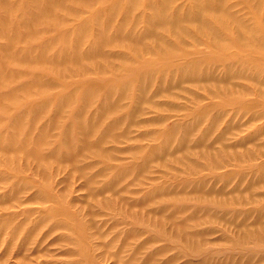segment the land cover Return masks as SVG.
Here are the masks:
<instances>
[{
    "label": "rangeland",
    "instance_id": "rangeland-1",
    "mask_svg": "<svg viewBox=\"0 0 264 264\" xmlns=\"http://www.w3.org/2000/svg\"><path fill=\"white\" fill-rule=\"evenodd\" d=\"M226 1L0 0V264H264L261 125L218 106L222 6L264 5Z\"/></svg>",
    "mask_w": 264,
    "mask_h": 264
},
{
    "label": "bare ground",
    "instance_id": "bare-ground-1",
    "mask_svg": "<svg viewBox=\"0 0 264 264\" xmlns=\"http://www.w3.org/2000/svg\"><path fill=\"white\" fill-rule=\"evenodd\" d=\"M225 1L222 0V2H225ZM247 2H250V4L248 5L249 8L250 7L257 8L261 5H264V0L259 1V2H256V0H250V1L247 0ZM242 3L244 4V1ZM242 3L239 1V3H234L230 6L228 5L226 6L224 4L221 10L222 14L224 15L229 14V15H228V18L222 19L223 24H221V29H220L221 34L219 35V38L221 39L222 42L224 41V37H226L227 39L225 43H223V45H219V46L221 47V50H223L222 48L228 49V50H234L235 54H232L233 56H231V58L226 57L224 58L225 60L223 59L220 60V64H222L226 76L220 79L221 83L225 84V89L224 91H219V97L223 99V101H221L218 104V106H220L224 111L222 116L232 117V119L234 118L236 119L238 125L237 127H235L236 129L235 132L237 135H241L244 131H246L242 120L245 119L244 122H247L245 126H250V124L260 123L261 126L259 128H257L255 131L249 132L244 137L240 136L239 140L236 143V147L241 146L245 148L244 155L242 156L241 152L238 151L237 158H239V160H244L245 157H247L250 162L251 168H252L251 170H254L253 169L255 167L254 162L258 161L261 158H264V139H262V136H264V102H262V98L264 97V47L262 46L264 45V22H262L261 20L260 21L257 20V15L254 11L252 13H247L246 14L247 16H245V14L242 15L244 17H247L249 21L250 20L254 21L252 22L254 23L253 24L254 29L256 31L257 30L259 31V33H255L254 31L251 30L252 28H250L245 22L240 21L241 19L239 18V14L241 10H237V7H239V5ZM262 17H264V15ZM229 26H232L233 32L236 33L238 36L232 37L231 35H228V33L225 30ZM241 31H244V33H246L248 37L240 36L239 33ZM252 49L255 50L256 52V53L253 52L255 54L254 56L247 55L241 52V50L246 52L245 50L251 51ZM207 62L209 63L210 60H208ZM227 62H229V64ZM230 65L239 67L241 72L234 73ZM243 68H247L248 71H251L252 73H249L247 71V74H246L245 71H242ZM231 85L233 87H230ZM216 95L218 96L217 93ZM235 95H237V98H233L231 100V98ZM243 96L246 97V99H240ZM230 102L233 103V108H232L231 113L229 112V109H227L226 107L228 104H230ZM221 104H223V107ZM212 106H215V104H213ZM131 111L132 113H140V107L135 106L132 108ZM149 122L153 123L155 122V119H152ZM230 127H232V125L228 124L226 131H228ZM128 134L129 132L125 131V133L115 137L114 141H117L120 143L122 140H125V139L129 140L130 137L128 136ZM144 134L147 136L154 135V134H150L149 132L144 133ZM258 141H261V142L257 143ZM101 143L102 142L95 144L94 147H99ZM249 144H250V147H247V145ZM90 147H93V146H90ZM263 170H264V164L260 165L256 172L258 174L259 172H262ZM239 171L241 174L243 173L242 166H240ZM83 177L85 179H89L86 176H83ZM263 177L264 176L258 175L259 180H263ZM111 190L112 188H110V186H105L103 188H100L98 191L91 189L90 195H94V197L96 198L98 197L100 198L102 196L103 199H99V200L105 201L106 200L105 193L110 192ZM125 190L128 191V188L124 187L122 191H125ZM19 192L26 193L25 190H19ZM114 193H115L114 195L120 197V193L118 190H115ZM29 199H32V198H29ZM118 200H120L121 202L124 201V199H121V198H119ZM49 201H44V202H49ZM48 211L51 213L50 216L52 217L61 213V212L59 213L57 211H54L53 209H49ZM42 212H45V210H43ZM24 238L27 240L26 236H24ZM5 242L6 241L4 239L3 244H2L3 246H5L4 244Z\"/></svg>",
    "mask_w": 264,
    "mask_h": 264
}]
</instances>
